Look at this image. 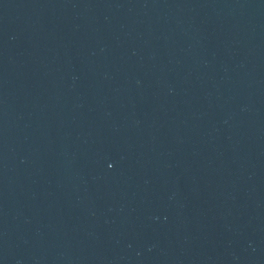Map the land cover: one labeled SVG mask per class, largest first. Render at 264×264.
I'll return each mask as SVG.
<instances>
[{"label": "water", "instance_id": "water-1", "mask_svg": "<svg viewBox=\"0 0 264 264\" xmlns=\"http://www.w3.org/2000/svg\"><path fill=\"white\" fill-rule=\"evenodd\" d=\"M0 264H264V0H0Z\"/></svg>", "mask_w": 264, "mask_h": 264}]
</instances>
